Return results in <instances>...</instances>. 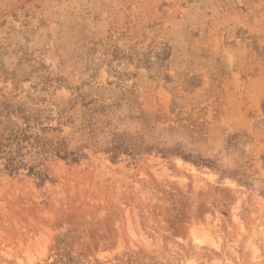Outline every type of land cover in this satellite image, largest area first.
Masks as SVG:
<instances>
[{
	"label": "rangeland",
	"instance_id": "rangeland-1",
	"mask_svg": "<svg viewBox=\"0 0 264 264\" xmlns=\"http://www.w3.org/2000/svg\"><path fill=\"white\" fill-rule=\"evenodd\" d=\"M0 264H264V0H0Z\"/></svg>",
	"mask_w": 264,
	"mask_h": 264
},
{
	"label": "trees",
	"instance_id": "trees-1",
	"mask_svg": "<svg viewBox=\"0 0 264 264\" xmlns=\"http://www.w3.org/2000/svg\"><path fill=\"white\" fill-rule=\"evenodd\" d=\"M62 157H66L67 154H63L61 155ZM18 168V165H15L14 163V158L12 156H9L7 159H6V162H5V169L12 172L13 170H16Z\"/></svg>",
	"mask_w": 264,
	"mask_h": 264
}]
</instances>
